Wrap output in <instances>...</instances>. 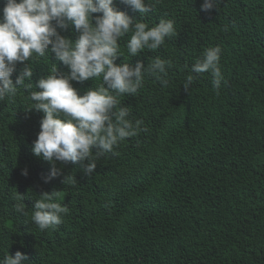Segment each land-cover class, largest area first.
<instances>
[{
	"label": "trees",
	"instance_id": "obj_1",
	"mask_svg": "<svg viewBox=\"0 0 264 264\" xmlns=\"http://www.w3.org/2000/svg\"><path fill=\"white\" fill-rule=\"evenodd\" d=\"M201 3L159 0L143 17L150 26L173 19L177 36L116 63L171 59L170 85L146 77L135 97H121L148 131L121 142L118 155L101 157L89 177L79 164L63 165L75 184L63 185V176L41 180L51 165L33 154L32 143L44 114L26 111L24 89L0 101V257L20 251L30 264H264V0H222L211 14ZM113 6L141 20L119 0ZM60 34L76 38L71 28ZM214 46L222 49L219 92L204 73L186 93L184 65ZM35 64L34 87L51 64L69 71L51 52ZM72 84L82 94L94 80ZM54 190L69 211L56 230L41 231L31 208ZM18 195L27 216L14 211Z\"/></svg>",
	"mask_w": 264,
	"mask_h": 264
},
{
	"label": "clouds",
	"instance_id": "obj_2",
	"mask_svg": "<svg viewBox=\"0 0 264 264\" xmlns=\"http://www.w3.org/2000/svg\"><path fill=\"white\" fill-rule=\"evenodd\" d=\"M119 3L139 12L141 20H134L114 8V0H3L0 8V101L17 95L19 89L27 93L30 105L26 111L43 112L40 131L32 143V152L51 165L41 180L47 184L61 179L63 185L75 184L74 176L64 175L63 165L79 164L85 176H91L97 161L107 153L118 155L115 148L128 138L147 132L144 121L136 119L130 106H122L121 97H135L144 86L146 77H153L162 88L170 85L168 69L171 59L156 55L148 65L137 62L117 64L145 50L155 51L166 39L177 36L175 21L161 17L158 24L149 25L143 17L155 10L159 0H119ZM222 0H202L200 11L211 14ZM93 14L96 15L93 23ZM72 29L75 40L61 35ZM59 30V31H58ZM124 46L119 43L124 37ZM51 46V47H49ZM125 48L126 58L121 52ZM54 54L58 62L68 68L61 73L51 64L49 74L32 84L33 67L38 58ZM220 46L205 48L189 67L182 83L184 91L199 74L209 73L213 90L219 92L223 75ZM22 68L17 72V64ZM94 80V87L82 94L72 82ZM99 80V83H97ZM38 88L40 91H36ZM61 167H57V163ZM28 169L21 175L28 176ZM60 191L44 192L34 200L31 222L41 231L56 230L63 223L69 207L58 202ZM13 205L14 211L28 215L23 197ZM0 264H30L29 257L17 251L0 257Z\"/></svg>",
	"mask_w": 264,
	"mask_h": 264
}]
</instances>
